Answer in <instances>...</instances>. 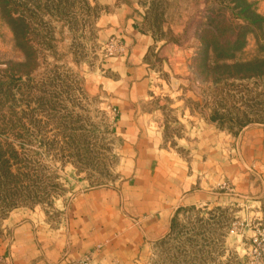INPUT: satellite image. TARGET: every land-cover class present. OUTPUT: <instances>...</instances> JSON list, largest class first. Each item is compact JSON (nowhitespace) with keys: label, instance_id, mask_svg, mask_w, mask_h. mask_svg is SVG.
<instances>
[{"label":"rangeland","instance_id":"374dc122","mask_svg":"<svg viewBox=\"0 0 264 264\" xmlns=\"http://www.w3.org/2000/svg\"><path fill=\"white\" fill-rule=\"evenodd\" d=\"M117 13L151 39L141 125L189 172L201 155L215 197L177 207L133 264H264V0H0V141L27 177L0 227L15 210L61 226L78 192L120 180L126 130L104 89L127 51Z\"/></svg>","mask_w":264,"mask_h":264},{"label":"crops","instance_id":"0c3cea01","mask_svg":"<svg viewBox=\"0 0 264 264\" xmlns=\"http://www.w3.org/2000/svg\"><path fill=\"white\" fill-rule=\"evenodd\" d=\"M123 19L114 14L112 29L127 51L110 61L117 77L105 80L104 87L119 107L122 131L126 130L120 133L125 140L120 180L114 186L78 192L58 227L46 225L36 214H9L0 227V264H69L86 253L89 264H133L165 236L177 207L215 198L200 176L201 155L195 152L189 172L182 157L161 147L160 125L151 116L148 133L141 125L136 106L151 88L144 63L151 39L134 24L123 25ZM230 176L234 179L235 173Z\"/></svg>","mask_w":264,"mask_h":264},{"label":"trees","instance_id":"16d2710c","mask_svg":"<svg viewBox=\"0 0 264 264\" xmlns=\"http://www.w3.org/2000/svg\"><path fill=\"white\" fill-rule=\"evenodd\" d=\"M16 157V153L10 144L0 141V197L4 200L8 198L14 204V199L19 195L18 183L23 177L27 178L25 175L11 171V161H15Z\"/></svg>","mask_w":264,"mask_h":264},{"label":"built area","instance_id":"2783aa9c","mask_svg":"<svg viewBox=\"0 0 264 264\" xmlns=\"http://www.w3.org/2000/svg\"><path fill=\"white\" fill-rule=\"evenodd\" d=\"M82 264H86V262H82Z\"/></svg>","mask_w":264,"mask_h":264}]
</instances>
